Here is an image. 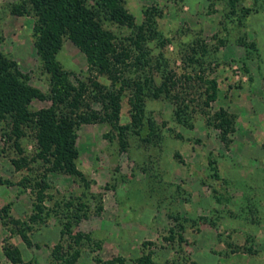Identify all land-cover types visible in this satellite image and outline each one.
Segmentation results:
<instances>
[{"label": "rangeland", "instance_id": "374dc122", "mask_svg": "<svg viewBox=\"0 0 264 264\" xmlns=\"http://www.w3.org/2000/svg\"><path fill=\"white\" fill-rule=\"evenodd\" d=\"M21 1L0 0V50L18 62L29 84L48 93L51 75L35 46V16L12 13ZM125 6L137 24L146 9L157 11L162 40L150 43L153 68L139 73L160 85L162 72L172 71L173 93L193 101L195 125L178 123L175 102L164 96L147 98L146 130H130L125 149L112 123L81 125L77 162L84 181L51 170L38 155L35 129L25 128L20 151L11 121L0 122V264H135L148 253L155 264H264V0L235 7L229 0H125ZM243 7L251 13L245 16ZM106 27L123 38L134 34ZM57 59L75 84L90 78L112 84L69 39ZM214 79L218 97L206 107L201 93ZM131 93L126 89L122 98L123 125L131 122ZM50 105L37 99L31 108ZM93 108L104 112L99 102ZM202 109L234 116L229 145ZM150 118L155 130L148 136ZM23 157L20 169L14 160ZM44 180V209L33 220L37 183ZM7 245L21 250L22 262L6 256Z\"/></svg>", "mask_w": 264, "mask_h": 264}, {"label": "trees", "instance_id": "16d2710c", "mask_svg": "<svg viewBox=\"0 0 264 264\" xmlns=\"http://www.w3.org/2000/svg\"><path fill=\"white\" fill-rule=\"evenodd\" d=\"M239 1L229 0V3L235 7ZM242 10L245 16L252 11L250 7H243ZM12 13L35 16V46L45 69L51 75L50 90L46 93L29 84L18 62L0 50V122L8 119L11 121L20 151L22 149L18 140L25 134L26 127H32L36 131L38 155L51 164V170L78 176L86 181L77 162L80 156L77 129L81 125L100 121L112 123L119 130L120 143L125 149L130 130L138 134L146 130L147 98L158 99L164 96L175 102L177 122L189 128L194 127L193 101L187 100L181 91L180 96L173 93L176 81L172 71L162 72L163 81L160 85L156 84L155 79L139 73L153 68L155 60L151 55L150 43L162 37L155 18L157 11L146 9V20L137 24L134 14L125 6V0H22L13 4ZM107 22L133 29V37L118 36L106 27ZM66 39L71 40L86 55L91 70L111 80L110 86L92 78L89 82L80 81L79 84L72 81L71 72L63 68L57 59ZM126 89L132 92L131 122L123 125L120 120ZM204 95L205 106L210 107L211 102L218 97V83L215 79L209 82L206 92L201 93L202 97ZM37 99L49 100L51 105L33 110L31 105ZM93 102L101 103L104 112L94 109ZM202 112L206 114L209 125L222 131L221 137L229 145V134L235 128L234 116L224 109L214 115L205 109ZM148 122L149 136L155 130V123L151 118ZM25 162L26 157L14 160L20 169L25 166ZM210 163L213 164L214 160ZM4 182L0 176V183ZM37 185L40 187L36 205L38 212L32 217L33 220L43 212V192L47 188L45 180ZM3 210L8 212V208L4 207ZM13 220L21 224L20 220ZM19 233L25 243L31 246L32 240L25 229H20ZM179 236L183 237L182 234ZM172 238L176 239L175 236ZM55 249L57 252L60 245H56ZM4 251L12 262L23 261L17 246L7 245ZM120 261L123 262V259ZM108 264H116V261H109ZM135 264L155 262L148 253L138 258Z\"/></svg>", "mask_w": 264, "mask_h": 264}]
</instances>
